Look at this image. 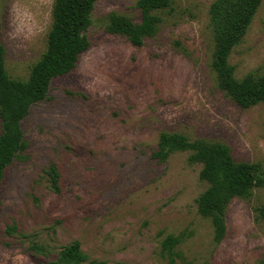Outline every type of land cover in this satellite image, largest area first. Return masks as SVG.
Listing matches in <instances>:
<instances>
[{
	"label": "rangeland",
	"instance_id": "1",
	"mask_svg": "<svg viewBox=\"0 0 264 264\" xmlns=\"http://www.w3.org/2000/svg\"><path fill=\"white\" fill-rule=\"evenodd\" d=\"M214 0H171L140 46L107 30L109 15L140 20L136 0H96L90 42L73 69L53 78L21 122L25 147L0 180V264H49L77 241L103 264H264V185L225 207L214 239L197 210L206 188L188 151L152 157L162 131L226 144L264 175V102L242 108L211 68ZM54 0H0V41L9 77L24 80L46 47ZM240 0H230L234 9ZM229 62L234 76L264 74V0ZM58 173L54 190L51 167Z\"/></svg>",
	"mask_w": 264,
	"mask_h": 264
},
{
	"label": "trees",
	"instance_id": "2",
	"mask_svg": "<svg viewBox=\"0 0 264 264\" xmlns=\"http://www.w3.org/2000/svg\"><path fill=\"white\" fill-rule=\"evenodd\" d=\"M96 0H54L51 23L46 36V47L31 65L24 80L8 76L5 69L4 47L0 41V180L6 167L24 149L21 128L31 105L45 98L53 78L70 72L79 55L88 49L85 31L91 23L90 15ZM171 0H136L140 20L117 13L109 15L107 30L127 38L130 44L140 46L144 39L155 34L161 18L157 9L170 6ZM261 0H240L234 9L230 0H214L209 8L215 25L211 68L218 88L233 102L247 108L264 102V74L234 76L229 62L233 48L240 42L250 25ZM174 151H188L187 160L200 163V180L206 188L197 197V210L210 218L214 239L225 234V207L234 197L247 195L253 187L264 185V175L258 163L235 161L226 144L204 139H189L178 132L162 131L158 135L157 148L152 157L164 161ZM53 189H57L58 173L55 167L48 171ZM264 216V205L256 208ZM177 239L167 235L161 243L162 253L168 264L174 259L173 247ZM49 264H103L88 260L77 241L59 249L55 260Z\"/></svg>",
	"mask_w": 264,
	"mask_h": 264
}]
</instances>
